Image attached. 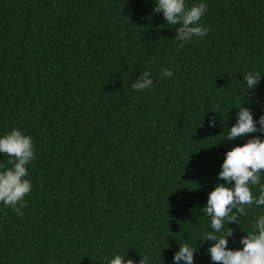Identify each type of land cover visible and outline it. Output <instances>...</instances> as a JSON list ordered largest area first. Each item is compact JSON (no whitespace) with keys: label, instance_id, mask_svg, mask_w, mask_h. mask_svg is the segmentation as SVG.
<instances>
[{"label":"trees","instance_id":"1","mask_svg":"<svg viewBox=\"0 0 264 264\" xmlns=\"http://www.w3.org/2000/svg\"><path fill=\"white\" fill-rule=\"evenodd\" d=\"M201 2L211 31L177 50L157 0H0V137L20 130L35 155L24 215L0 203V264H173L184 243L213 264L208 194L225 153L264 138L226 140L241 105L264 114V0L186 5ZM146 70L152 88L134 90ZM247 71L261 74L253 90ZM259 215L226 225L229 249Z\"/></svg>","mask_w":264,"mask_h":264},{"label":"clouds","instance_id":"2","mask_svg":"<svg viewBox=\"0 0 264 264\" xmlns=\"http://www.w3.org/2000/svg\"><path fill=\"white\" fill-rule=\"evenodd\" d=\"M155 13H162L169 25H178L175 39L179 41L177 50H182L186 43L194 38H203L211 28H205L199 23L207 12V5L203 2L187 6L186 0H157ZM155 58H153V63ZM162 75L171 77L170 69H163ZM258 71L244 73L249 90L255 89L260 81ZM153 80L150 70L144 71L132 84L136 91L151 89ZM236 103L240 105L239 98ZM220 108L217 104L213 110ZM257 124L259 127H257ZM216 125L215 115L208 121L209 127ZM264 134V114L258 121L253 119L250 108L240 106L237 111L236 123L228 131L226 140L233 141L253 133ZM0 153L10 157L7 161L11 168L0 171V203L10 207L17 215L23 216L21 209L27 207L24 197L32 191L31 182L26 179L28 171L26 165L35 159L32 137L13 128L0 137ZM4 168V165H0ZM264 138L259 135L251 136L242 145L232 147L225 153L218 173V181L207 197L203 211L210 217L213 232L204 234L200 242L211 241L207 249L213 264H264V215H259L252 223L251 230L240 239L242 248L229 249L228 238L233 235V229L226 225L231 222L237 224L241 216L247 215L253 205L264 206ZM234 182V183H233ZM252 186H259V195L254 196ZM227 227V231L223 230ZM197 249L184 243L179 246L173 256V264H194ZM150 257L145 255L139 259V264H149ZM109 264H134L132 259L115 255Z\"/></svg>","mask_w":264,"mask_h":264}]
</instances>
